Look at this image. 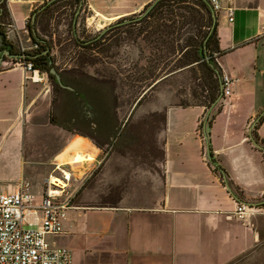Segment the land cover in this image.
I'll return each instance as SVG.
<instances>
[{"label":"crops","instance_id":"1","mask_svg":"<svg viewBox=\"0 0 264 264\" xmlns=\"http://www.w3.org/2000/svg\"><path fill=\"white\" fill-rule=\"evenodd\" d=\"M50 1L7 4L28 47L27 23ZM154 1L82 4L92 13L88 27L103 28ZM218 1L214 57L232 84L214 110L177 107L160 91L147 98L156 97L152 105L139 104L141 96L126 107L106 87L100 104L83 98L86 88L57 109L50 86L26 81L14 60L1 63L0 190L28 181L39 205L55 175L63 188L56 200L75 195L65 231L53 235L59 244L46 236L70 250L73 264H231L259 245L260 213L240 221L234 211L245 203L264 212V0ZM78 154L88 159L79 162Z\"/></svg>","mask_w":264,"mask_h":264},{"label":"trees","instance_id":"2","mask_svg":"<svg viewBox=\"0 0 264 264\" xmlns=\"http://www.w3.org/2000/svg\"><path fill=\"white\" fill-rule=\"evenodd\" d=\"M6 0H0V31L5 34L3 30L4 25L9 23V14L7 10ZM66 2L64 5L70 6L78 13L80 18L84 11L82 0H53L52 2L43 3L36 11H34L32 18L36 16L34 25L32 18L27 23V28L31 31L32 39L30 40V50L21 53L17 47L12 45L5 39L7 47H1L0 51L5 48L9 49L12 54H25L26 57L19 62L31 63L34 69H38L42 74H46L50 79L55 80V76L50 73V69L55 67L59 72L63 85L69 86L73 91L67 90L55 84L57 91L61 95V100L71 101L73 94H79L81 91L88 88L89 94L85 92L83 98L88 97L94 103H102L100 93L101 89H108L111 98L114 101L116 89V80L111 79L114 84L107 87L103 82H96L95 78L90 75L83 74L75 77L71 68L62 69L60 67L57 57L54 55L56 45L47 38L49 29V20L58 8L59 4ZM61 6V5H60ZM81 6V7H80ZM211 0H155L150 5H147L139 14H135L128 18L117 20L108 28L107 33L125 32L131 36L136 35L137 40L132 42L136 45L139 51L143 54L144 61H147L144 54L146 49L142 48L139 40L147 44L153 45L157 57L147 63L151 64L150 69L145 73L144 68L140 71V63L136 64L135 72L128 73L125 77L130 88L137 93L133 101H136L141 96L139 104L143 103L152 92L159 91L161 88H166L168 91L172 88L173 97L176 99L175 86L172 81L178 78L185 72L198 73L203 67L206 71L207 79L198 84V89L192 88V95L196 100L191 103L186 100H181L177 107H193L204 106L205 109L216 105L221 97V84L219 76V68L215 61V55L220 53L219 36L217 32L215 19L213 16ZM35 27L38 32L39 40L34 39L32 27ZM72 37L76 46L83 50H96L101 46L102 41H106L105 37H91L86 40H81L78 37L77 23L73 20L69 25ZM122 29V30H121ZM149 37V39H147ZM141 38V39H140ZM48 51L47 53H45ZM53 61L52 64L50 62ZM89 61V59L87 60ZM18 63V61H15ZM2 64L0 63V67ZM133 72V71H129ZM195 79H197L195 77ZM93 85H95L93 87ZM106 87V88H105ZM129 87V86H128ZM111 92V93H110ZM94 93V95H92ZM206 93V95H205ZM54 103V100H53ZM212 159V155L210 156ZM212 161V160H211Z\"/></svg>","mask_w":264,"mask_h":264},{"label":"rangeland","instance_id":"3","mask_svg":"<svg viewBox=\"0 0 264 264\" xmlns=\"http://www.w3.org/2000/svg\"><path fill=\"white\" fill-rule=\"evenodd\" d=\"M65 4L66 2H63L62 4L58 5L53 17L49 20V29L46 34L47 38L52 40L56 45L55 51L53 52L57 57L60 67H62V69H73L71 70L73 75L75 77L80 76L79 78L82 77L80 73L84 72L83 74L87 76L90 75L91 78L94 77L96 82H103L104 84H107V87L111 86L110 83L114 84L113 81H110L111 79L116 80L117 84L115 86V94L118 103L121 101V103H123V105L126 107H128L130 104H133L134 97L137 93L135 90L130 88V85L127 84L125 77L127 72L134 73L136 64H139L136 55L139 52V48L136 45H132V42L137 40L136 35L131 36L129 34H125V32H120L117 34V31H115L116 33L112 32L110 34H105L108 28H110V26L115 22L103 28H99L98 26L94 25L88 27L87 19L91 18L92 13L83 11L80 15V18H78L79 15L75 13L73 18L74 9L70 6L65 7ZM71 20L77 23L78 37L81 40H86L95 36H104L106 41H102L101 46L96 50V52L92 50L80 49L76 46L69 28ZM147 39H149V37ZM139 42L141 43L142 48L146 49L144 56L148 62L157 57V53L153 49L154 43L148 44L150 43L148 40L147 44L143 43L142 40H139ZM132 53H134V55ZM142 56L143 54L140 52V60H142ZM88 59L89 61H87ZM147 61H145L144 64L140 63V71L142 68H144L146 69L145 73L148 72L151 64L147 63ZM195 77L197 79H195ZM206 79V71L202 67L198 73L196 72L190 74L189 72H185L173 80L172 83L176 90V99H174V105L176 106L178 103L180 104L181 100L189 101L192 104L195 103L196 100L192 95V88L195 87V89L199 91L198 84L203 83ZM57 82L58 81L56 79L52 80L47 77L44 81L46 85L51 87L52 94L54 96V108H56L58 105V109L60 106L59 101L61 100V95L57 91V87H55ZM159 91L161 93L164 92V94L168 93L170 96H174L172 88H170L169 91L167 87L165 89L161 88ZM154 102H157L156 97H151L142 105L148 106L152 105ZM218 103L219 102H217V104ZM214 106L215 105H213L211 110L216 109ZM98 172L99 169L97 170V173ZM94 177L95 175H93L91 179L93 180ZM258 216L259 221L257 225L259 227L258 230L261 233L259 245L251 252L246 253L237 262L231 264H264V212H261L258 214ZM47 239L48 241H54L57 244H59L61 241L59 238L54 237L53 235L47 236Z\"/></svg>","mask_w":264,"mask_h":264},{"label":"built area","instance_id":"4","mask_svg":"<svg viewBox=\"0 0 264 264\" xmlns=\"http://www.w3.org/2000/svg\"><path fill=\"white\" fill-rule=\"evenodd\" d=\"M10 1L23 0H6V5ZM211 3L215 12L222 7L218 0H211ZM227 10L230 20L233 21L232 9ZM4 27L7 41L16 46L21 53L30 50L11 22ZM18 65L22 66L26 81L42 83L45 81L47 75L34 69L31 63L18 60V63L13 64ZM220 84L221 98L228 97L232 80L221 75ZM256 124L257 122L252 124L250 131H253ZM62 174L67 182L72 180L70 174L66 175L65 172ZM44 184L45 196L39 205L34 204L35 196L28 181L21 182L15 192L6 193L0 190V264H73L70 250L54 247L47 241L46 236H57L65 231L68 210L73 207L75 195H70L64 200H56L63 193V188L55 183L53 177H49ZM250 210L263 212L259 207L238 203L234 216L240 221H246ZM39 212H42L41 221L38 217Z\"/></svg>","mask_w":264,"mask_h":264},{"label":"water","instance_id":"5","mask_svg":"<svg viewBox=\"0 0 264 264\" xmlns=\"http://www.w3.org/2000/svg\"><path fill=\"white\" fill-rule=\"evenodd\" d=\"M51 1H53V0H51ZM77 15H79V11H78ZM213 16H214L215 23H216V12L214 10H213ZM35 18H36V16H34V18H32V24L33 25H34V22H35ZM215 23H214V25H215ZM28 32H29L30 39H32V36L30 35L31 34V31L29 29H28ZM32 32H33L32 35H33L34 39L39 40V37L37 35L38 32H37V30H36V28L34 26L32 27ZM5 39H6L5 34H3L0 31V46L1 47H7V44L5 42ZM47 52L48 51H46L45 53H47ZM25 57H26L25 54H12L9 51V49H7V48H5L4 50H1L0 51V63H3L8 58L10 60H21V59H24ZM52 63H53V61L50 62V64H52ZM50 73L55 76L56 80L58 81V85L60 87L68 88L67 86L63 85L64 83L62 81V78H61L59 72L56 70L55 67H53V68L50 69ZM210 159H211V157H210Z\"/></svg>","mask_w":264,"mask_h":264},{"label":"bare ground","instance_id":"6","mask_svg":"<svg viewBox=\"0 0 264 264\" xmlns=\"http://www.w3.org/2000/svg\"><path fill=\"white\" fill-rule=\"evenodd\" d=\"M86 159H88V156L85 155V154H78L76 156V160H78L79 162L85 161ZM53 180L55 181V183H60L61 182L58 178L55 177V175L53 177Z\"/></svg>","mask_w":264,"mask_h":264},{"label":"flooded vegetation","instance_id":"7","mask_svg":"<svg viewBox=\"0 0 264 264\" xmlns=\"http://www.w3.org/2000/svg\"><path fill=\"white\" fill-rule=\"evenodd\" d=\"M16 47V46H15Z\"/></svg>","mask_w":264,"mask_h":264}]
</instances>
